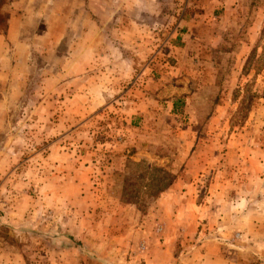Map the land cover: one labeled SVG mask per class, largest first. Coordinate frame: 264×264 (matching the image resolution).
Returning <instances> with one entry per match:
<instances>
[{
    "label": "rangeland",
    "instance_id": "1",
    "mask_svg": "<svg viewBox=\"0 0 264 264\" xmlns=\"http://www.w3.org/2000/svg\"><path fill=\"white\" fill-rule=\"evenodd\" d=\"M232 220L264 264V0H0V264L195 256Z\"/></svg>",
    "mask_w": 264,
    "mask_h": 264
},
{
    "label": "crops",
    "instance_id": "2",
    "mask_svg": "<svg viewBox=\"0 0 264 264\" xmlns=\"http://www.w3.org/2000/svg\"><path fill=\"white\" fill-rule=\"evenodd\" d=\"M234 218H236V216ZM247 221L249 220L247 219ZM231 222L232 223H225L220 221L216 224V228L218 229L213 238L214 240L211 241L209 240L207 244V245H210L209 243L212 244L211 252L206 249L202 253L196 251L195 254L197 253V255L194 254L195 256H193L192 254L188 255L187 253L174 254L175 251L173 248V242L171 240V249L168 243L167 244L163 243L161 248L157 247L160 244L158 245L152 244V246L149 248H147V245H145L143 247L145 252L142 254L143 256L141 259L145 264H167L169 262L168 258L170 257H171V264H175L177 259H181L182 257L185 263L190 262L191 261L190 259L194 257L197 259L196 261L200 262V264H203L205 262L210 264H238L239 259H241L240 258L241 256L237 252L238 251L236 250L237 248H235L238 242L237 240L240 238V240L242 239L241 241H245V243L248 244L247 240H249L250 242L253 236L250 235V237H247L248 234L250 233L245 229L241 228L242 227L241 223L238 222V220L237 221L232 220ZM225 232H228L229 235L224 234ZM225 236H228L229 239ZM263 241L264 240L262 239L261 243ZM55 256L57 257V253L55 254Z\"/></svg>",
    "mask_w": 264,
    "mask_h": 264
}]
</instances>
